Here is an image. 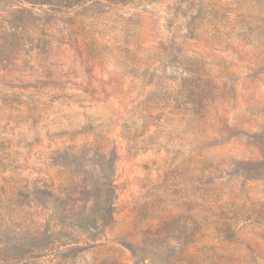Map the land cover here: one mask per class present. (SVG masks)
Segmentation results:
<instances>
[{"label":"rangeland","instance_id":"374dc122","mask_svg":"<svg viewBox=\"0 0 264 264\" xmlns=\"http://www.w3.org/2000/svg\"><path fill=\"white\" fill-rule=\"evenodd\" d=\"M0 264H264V0H0Z\"/></svg>","mask_w":264,"mask_h":264}]
</instances>
